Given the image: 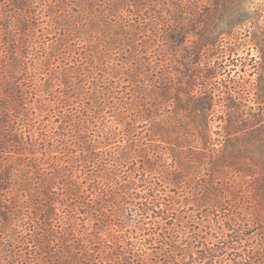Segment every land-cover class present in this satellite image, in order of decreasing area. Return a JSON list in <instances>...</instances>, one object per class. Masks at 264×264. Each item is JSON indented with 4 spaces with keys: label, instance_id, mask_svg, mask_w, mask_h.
<instances>
[{
    "label": "rangeland",
    "instance_id": "1",
    "mask_svg": "<svg viewBox=\"0 0 264 264\" xmlns=\"http://www.w3.org/2000/svg\"><path fill=\"white\" fill-rule=\"evenodd\" d=\"M25 1L26 6L17 12L19 84L24 79L27 95L36 91L44 99L30 100L29 105L37 109L28 116L34 119L25 122L31 142L25 156L15 162L19 176L9 186L14 190L19 183V223L16 220L3 227L0 238L8 241H0V256L5 260L1 264H182V256L160 257L155 245L151 248L149 244L150 234L156 238L159 233L168 234L181 249L201 237L214 242L218 231L205 233L217 222L224 230L241 226L249 239L245 250L263 248L264 218L253 225L254 218L240 193L221 203L213 198V206L208 201L202 208L193 194L194 184L186 180L180 189L166 188V197L159 193L163 205L139 208L141 197L153 198L145 181L155 185L157 180L148 176H158L152 170L164 168L160 150L149 142L147 131L151 116L146 109L151 108L152 94L145 87L154 83L151 77L144 78L142 67L126 69L127 54L117 42L123 20L132 17L135 8L126 1H114V7L110 0ZM252 2L251 11H257L261 16L258 23L264 26V0ZM163 3H158L162 7L159 16L165 18L171 15L174 3ZM3 8L2 17L15 19L14 11L8 14ZM25 16L28 22L23 26ZM153 28L160 26L148 27ZM243 35L230 44L235 46L230 60L237 71L243 68L238 74L248 82L245 89L254 94L259 84L264 85V56ZM6 62L0 49V69ZM29 153H33L29 156L32 161L26 156ZM49 172L50 186L41 185L38 190L36 178L47 180ZM137 208L142 216L134 224L130 217L134 212L130 215L129 210ZM222 208L233 213L230 221L231 214ZM165 209L169 214L163 220Z\"/></svg>",
    "mask_w": 264,
    "mask_h": 264
},
{
    "label": "trees",
    "instance_id": "2",
    "mask_svg": "<svg viewBox=\"0 0 264 264\" xmlns=\"http://www.w3.org/2000/svg\"><path fill=\"white\" fill-rule=\"evenodd\" d=\"M114 1H126L135 8L133 16L123 20L122 38L117 39L118 44H123L122 52L127 54L126 69L142 67L141 71L146 73L144 78L151 77L150 82L154 83L145 87H149L152 94L151 108L146 109L151 116L147 131L149 142L160 150L164 171L152 170L158 176L148 177L158 183L153 181L154 185L152 181H145L148 184L144 187L153 198L147 201L146 197H141L144 200L139 208L149 210L150 205H161L160 192L164 195V190L173 186L180 189L188 180L194 184L193 194L198 196L202 208V203L208 201L213 206V198L220 199L218 203H221L223 199L236 198L240 193L254 218L253 225H258L264 218V85L259 84L251 94L245 89L248 82L238 74L244 72L243 68L237 71L234 61L230 60L235 54V46L230 44L242 39L238 37L242 33L244 37H250L255 49L264 56V26L258 23L261 16L256 14L257 11H251L255 4L252 0H172L174 9L169 12L171 15L163 18L159 16L162 8L159 4L163 5L164 0H110L113 7ZM9 2L11 4H7ZM25 6V0H0V8L4 7L8 14L14 11L15 17H2L0 13V49L7 59L0 69L2 236L6 224L12 225L16 220L19 223V183L14 190L9 186L19 176L15 162L25 156L26 146L31 142L32 135L24 130L25 122L34 119L30 120L28 116L35 115L37 109L29 105L32 104L30 100L44 99L36 91L27 95L24 79L19 84L17 12ZM27 22L28 17H23L21 24L25 26ZM150 25L160 28L149 30ZM243 27H247L244 32ZM228 43L230 47L225 46ZM23 62L22 68L26 70ZM26 156L32 161L29 156L33 153ZM50 174L47 173V180L45 177L43 180L36 178L38 182L34 184L38 190L50 186ZM29 182L33 184L30 179ZM14 192L16 194L11 198ZM32 198H38V195ZM11 201L15 204L12 205ZM224 203L231 204L232 200ZM133 209L129 214L134 212L130 217L134 224H138L142 214L138 208ZM222 210L231 214L230 221L231 210ZM168 214L165 209L162 219L165 220ZM216 224L215 227L208 226L209 231L205 233L206 236L218 231L214 234V242L201 237L200 241L195 240L179 249L169 240L170 235L159 233L160 238L150 234L152 243L149 244L151 248L155 245L160 257L172 256L168 258L174 259L182 256L179 261L182 264H263L264 247L245 250L249 239L241 226V229L227 227L224 230L220 222ZM0 241L5 244L8 240L0 238ZM242 247L244 250H239ZM2 260L0 256V264Z\"/></svg>",
    "mask_w": 264,
    "mask_h": 264
}]
</instances>
